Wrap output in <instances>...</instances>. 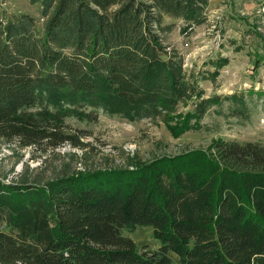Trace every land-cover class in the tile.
Wrapping results in <instances>:
<instances>
[{
	"label": "trees",
	"instance_id": "obj_1",
	"mask_svg": "<svg viewBox=\"0 0 264 264\" xmlns=\"http://www.w3.org/2000/svg\"><path fill=\"white\" fill-rule=\"evenodd\" d=\"M43 6L42 29L30 15L0 17V140L80 148L87 134H71L66 119L96 121L99 109L161 118L180 137L222 103L164 43L178 22L184 34L204 24L207 0ZM213 63L217 76L229 60ZM225 99L248 109L244 95ZM211 149L45 183L0 179V264H174L172 254L181 264H264V144L220 139ZM143 227L158 249L124 235Z\"/></svg>",
	"mask_w": 264,
	"mask_h": 264
},
{
	"label": "rangeland",
	"instance_id": "obj_2",
	"mask_svg": "<svg viewBox=\"0 0 264 264\" xmlns=\"http://www.w3.org/2000/svg\"><path fill=\"white\" fill-rule=\"evenodd\" d=\"M257 5L249 13L244 11L246 15H235V20L227 16V10L211 11L208 20L189 33H182L184 23L178 22L166 34L168 52L175 51L184 59V71L198 77L204 96L223 98L199 123L193 119L190 129L180 137H175L161 118L129 117L99 109L96 121L66 119L73 129L71 134H87L81 139L85 146L80 148L67 143L42 152L0 140V179L45 183L78 172L133 169L164 156L210 151L220 139L264 144V0ZM43 11V0H0V17L30 15L36 19L38 29L45 23ZM172 22L167 20V24ZM218 58H227L229 63L216 76L213 62ZM234 94L245 96L248 109L237 111L242 104L225 99ZM194 102L189 101L183 112L195 110ZM124 235L140 249L161 246L148 227L126 230ZM172 258L174 264H181L176 255L172 254Z\"/></svg>",
	"mask_w": 264,
	"mask_h": 264
},
{
	"label": "crops",
	"instance_id": "obj_3",
	"mask_svg": "<svg viewBox=\"0 0 264 264\" xmlns=\"http://www.w3.org/2000/svg\"><path fill=\"white\" fill-rule=\"evenodd\" d=\"M207 1H208V8L206 11L207 17L211 15L212 13L211 11H219L223 9L228 11L227 16H230V18L235 20L238 17L235 15H240L238 13L241 12L242 15H246L244 11L249 13L252 10L256 9L257 3L260 2L261 0H207Z\"/></svg>",
	"mask_w": 264,
	"mask_h": 264
}]
</instances>
